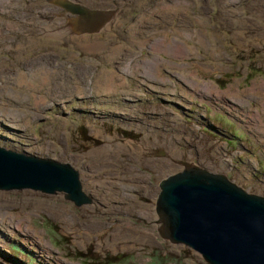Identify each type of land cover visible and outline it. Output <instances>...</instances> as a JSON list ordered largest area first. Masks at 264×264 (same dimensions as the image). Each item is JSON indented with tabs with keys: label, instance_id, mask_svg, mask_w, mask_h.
Segmentation results:
<instances>
[{
	"label": "rangeland",
	"instance_id": "374dc122",
	"mask_svg": "<svg viewBox=\"0 0 264 264\" xmlns=\"http://www.w3.org/2000/svg\"><path fill=\"white\" fill-rule=\"evenodd\" d=\"M69 1L112 12L109 26L79 32L50 0H0V146L70 163L92 203L0 190V264H208L161 238L159 180L192 161L264 196V0ZM154 55L188 66L158 81L136 66ZM24 217L42 240L11 226Z\"/></svg>",
	"mask_w": 264,
	"mask_h": 264
},
{
	"label": "water",
	"instance_id": "95a60500",
	"mask_svg": "<svg viewBox=\"0 0 264 264\" xmlns=\"http://www.w3.org/2000/svg\"><path fill=\"white\" fill-rule=\"evenodd\" d=\"M56 1L78 15L72 20L79 32L99 30L112 15L69 0ZM180 164V170L159 180L155 212L161 238L190 247L208 264H264V196L192 161ZM23 189L61 192L78 207L92 203L70 163L0 146V190Z\"/></svg>",
	"mask_w": 264,
	"mask_h": 264
},
{
	"label": "bare ground",
	"instance_id": "6f19581e",
	"mask_svg": "<svg viewBox=\"0 0 264 264\" xmlns=\"http://www.w3.org/2000/svg\"><path fill=\"white\" fill-rule=\"evenodd\" d=\"M55 5H59L58 3H57V1L55 0ZM157 4V3H156ZM175 4H182L179 0H177V1H175ZM2 5V4H1ZM182 6V5H181ZM59 7H61L62 9H64V11H66V12H69L68 10H66L63 6H60L59 5ZM156 7V6H155ZM30 8V7H29ZM173 8H174V6H173ZM172 8V9H173ZM175 8H176V6H175ZM178 9V8H177ZM181 9V8H180ZM29 10V9H28ZM174 10V9H173ZM27 11V10H26ZM118 14V13H117ZM118 17V16H117ZM116 18V17H115ZM71 19V18H70ZM56 21V20H55ZM50 22V21H49ZM48 22V23H49ZM58 23V22H57ZM54 24V23H53ZM53 24H51V25H53ZM48 25H50V24H48ZM105 25V24H104ZM45 26V25H44ZM105 26H109V25H105ZM104 26V27H105ZM103 26H101V28L99 29V30H103V28H104ZM110 27H111V25H110ZM41 28V27H40ZM54 28H57V29H55V31L57 32V34H64V33H67V31H66V29H68V28H64V27H59V26H56V27H54ZM43 29H50L51 30V28H47V27H44ZM109 29V28H108ZM41 30V29H40ZM104 31V30H103ZM44 32V31H43ZM45 33V32H44ZM188 35V34H187ZM190 36V35H189ZM190 38V37H189ZM46 39V38H45ZM37 40V39H36ZM39 40V39H38ZM159 41V40H158ZM171 41V40H170ZM170 41H168L169 43H170ZM43 42V41H42ZM87 42V41H86ZM172 42L174 43V44H177V45H181L182 47L183 46H185V44L182 42V41H179V40H177V39H172ZM41 43V42H40ZM84 43H85V41H84ZM96 43V42H95ZM95 43H93V44H95ZM141 43V42H140ZM146 43V42H145ZM143 44V43H142ZM30 45V44H29ZM82 45V44H81ZM152 45V44H151ZM159 45H167L164 41H161V43L159 44ZM80 46V45H79ZM94 46V45H93ZM105 46V45H104ZM154 46H155V44H154ZM89 47V46H88ZM95 47H97V50H98V48L101 50L102 49V46H101V43H99V44H97V45H95ZM164 47V46H163ZM168 47H170V46H168ZM107 48V47H106ZM156 47H154V49H155ZM159 48V49H158ZM157 49H155L154 50V52H162V53H165V54H167V55H172V56H175V50H176V48L175 49H172V50H170L169 48H161V46L160 47H158ZM174 48V47H173ZM88 49V48H87ZM90 49V48H89ZM92 49H93V47H92ZM113 50H114V48H112ZM104 50H105V47H104ZM109 50H110V48H109ZM180 50H182V49H180ZM186 50V49H185ZM88 51V50H87ZM111 51V50H110ZM115 51V50H114ZM90 52V51H89ZM93 52V51H92ZM113 52V51H112ZM116 53H117V51H116ZM180 53V52H179ZM181 53H182V51H181ZM183 54V53H182ZM114 55H116V54H114ZM191 56V55H190ZM112 57H113V55H112ZM117 57V56H116ZM176 57H178V55L176 56ZM179 57H181V56H179ZM183 57H184V55H183ZM151 58V59H150ZM149 59L150 60H147V61H143V62H140V63H138V64H136V66H138V65H141L143 68H145V69H147L148 71L149 70H151V68H152V73L151 72H148V71H144L143 70V73L145 74V76L146 77H151V78H156V80H158V81H165L166 79H164V78H162V77H160V75H159V70H160V68H162L163 66H176L177 68L178 67H182V68H184L185 69V66H188V64L186 63V64H181V65H179L178 63H176V62H173V61H168V60H163V59H161V57L159 56V55H154L153 57H150ZM175 58V57H174ZM137 60V59H136ZM179 60V59H178ZM40 65V64H39ZM119 65V64H118ZM194 65V64H193ZM126 66V65H125ZM135 66V67H136ZM129 67V66H128ZM132 67H134V66H132ZM139 67V66H138ZM150 68V69H149ZM195 68V67H194ZM40 69V68H39ZM37 70V69H36ZM131 70V69H130ZM183 70V69H182ZM132 71V70H131ZM172 71V70H171ZM176 71V70H175ZM104 72V71H103ZM133 72V71H132ZM188 72V71H187ZM35 73V72H34ZM45 73V72H44ZM105 74V73H104ZM108 74V73H107ZM186 74V73H185ZM35 74H33V76H34ZM44 75V74H43ZM46 75V74H45ZM174 75V74H173ZM188 76V79H186V81H187V84L188 85H191L190 87H192V86H196V81L195 80H193L192 78H191V76L193 77V75H196V70H193V71H189V74H187ZM106 76H108V75H106ZM41 77V76H40ZM47 77V76H46ZM178 77V76H177ZM181 77V76H180ZM37 78V77H36ZM48 78V77H47ZM101 78H103V76L101 77ZM17 79V78H16ZM20 79V78H19ZM31 79V78H30ZM40 79V78H39ZM44 80H45V78H43ZM185 79V78H184ZM32 80V79H31ZM37 80V79H36ZM41 80H42V78H41ZM101 80V79H100ZM99 80V81H100ZM17 81V80H16ZM22 81V80H21ZM25 81V80H24ZM23 81V82H24ZM29 81V80H28ZM113 81V80H112ZM39 82V81H38ZM45 82V81H44ZM117 82V81H116ZM185 82V81H184ZM30 83V82H29ZM48 83V82H47ZM263 83H264V80H263ZM17 84V83H16ZM21 84V83H20ZM33 84H35V83H33ZM185 84V83H184ZM186 84V85H187ZM203 85V87L205 88H203L204 89V91L206 92V93H208V94H211V93H214V94H216V96L217 97H221L223 94H228V93H230L231 91H229V90H227V91H220L213 83H211V82H205V83H202ZM18 85V84H17ZM23 85V84H22ZM21 85V86H22ZM31 85V84H30ZM29 85V86H30ZM41 85V84H40ZM39 85V86H40ZM25 86V85H24ZM199 86V85H198ZM32 87V86H31ZM33 87H36V86H33ZM40 88V87H39ZM38 88V89H39ZM229 88H231V86H229ZM35 88H33V90H34ZM263 90V89H262ZM261 90V91H262ZM34 91H37V90H34ZM264 94V93H263ZM262 94V95H263ZM224 96V95H223ZM261 97V96H260ZM263 97V96H262ZM264 98V97H263ZM260 100V99H259ZM263 100V99H262ZM257 101V100H256ZM257 115H259V113H257ZM262 122V121H261ZM261 126H263V125H261ZM110 138V137H109ZM109 148V147H108ZM144 148V147H143ZM106 149H107V147H106ZM97 153V152H96ZM101 154V153H100ZM110 183V182H109ZM115 185V184H114ZM108 190V189H107ZM104 192V191H103ZM111 194V193H110ZM107 197V196H106ZM86 205V204H85ZM4 221H7V222H12V215H10L9 213H7V212H2V211H0V222H4ZM2 226H4V225H2ZM12 227H16V228H20V229H22L23 231H24V233L26 232L27 234H29V235H35L36 236V234H35V231H34V229L32 228V226H31V223H30V219L29 218H27V217H24V218H22V219H17V221L13 224L12 223V225H11ZM6 227V226H5ZM9 229V228H8ZM10 231V230H9ZM2 234V233H1ZM10 234V233H9ZM5 236V235H4ZM142 236V235H141ZM29 237V236H28ZM36 238L38 239V240H42V238L43 237H41V236H36ZM35 238V239H36ZM14 239V238H13ZM34 239V238H33ZM145 240V239H144ZM0 242H2V241H0ZM21 243V242H20ZM37 244V243H36ZM46 244H48V243H46ZM22 246V245H21ZM46 247V246H45ZM2 248V247H1ZM48 250V249H47ZM62 262V261H61Z\"/></svg>",
	"mask_w": 264,
	"mask_h": 264
},
{
	"label": "trees",
	"instance_id": "16d2710c",
	"mask_svg": "<svg viewBox=\"0 0 264 264\" xmlns=\"http://www.w3.org/2000/svg\"><path fill=\"white\" fill-rule=\"evenodd\" d=\"M81 129V134H82V136H83V138L84 139H86V140H89L90 139V136H87L86 134H85V128L84 127H81L80 128ZM124 135H126V136H133L130 132H128V131H124V130H122L121 131ZM23 251H24V253L26 252L24 249H22ZM30 264V263H29Z\"/></svg>",
	"mask_w": 264,
	"mask_h": 264
},
{
	"label": "flooded vegetation",
	"instance_id": "af4514ba",
	"mask_svg": "<svg viewBox=\"0 0 264 264\" xmlns=\"http://www.w3.org/2000/svg\"><path fill=\"white\" fill-rule=\"evenodd\" d=\"M52 3H54L55 2V0H50Z\"/></svg>",
	"mask_w": 264,
	"mask_h": 264
}]
</instances>
